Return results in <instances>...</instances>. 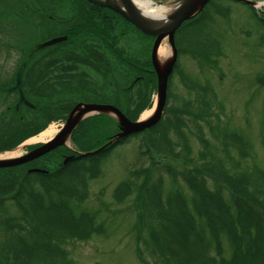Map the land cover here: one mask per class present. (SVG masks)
I'll return each mask as SVG.
<instances>
[{
  "label": "trees",
  "instance_id": "16d2710c",
  "mask_svg": "<svg viewBox=\"0 0 264 264\" xmlns=\"http://www.w3.org/2000/svg\"><path fill=\"white\" fill-rule=\"evenodd\" d=\"M20 1L24 6L20 8V15L25 16L32 0ZM2 2L0 0L1 5ZM35 4L30 12L43 19L45 36L42 40L64 35L67 39L41 50H51L52 58L46 60L45 55H38L41 51H37L30 59L32 69L26 72L24 84L25 93L32 95L35 107L26 109L28 112L22 119V113L14 111L12 117L5 121L14 122V126L4 129L0 136V151L15 147L26 137L38 133L44 127L36 123L40 117L46 116L48 121H52L59 117L60 112L70 109L76 100L69 99L68 94H75L78 98L95 96L113 100L131 119H137L145 108L139 100L142 96L149 104L150 98L144 90L153 85L156 78L150 70L149 55L142 54L147 51L146 46L140 44L128 49L130 43L126 39L132 32L144 38L153 39L152 36L141 33L119 13L89 0H35ZM247 6L260 24V43L264 45V8L259 11ZM11 8L20 10L15 5ZM3 9L5 7L0 11ZM227 10L228 7L210 0L200 14L184 22L176 32L179 54L185 43L186 50L200 63L218 67L216 58L223 51L219 49L217 37L207 27L215 21L214 14L226 17ZM1 16L9 17L8 13ZM122 40L125 44H121ZM103 48L116 54L115 89L111 88V79L103 86L101 81L89 79L76 71L77 64L82 63L105 73L107 64H103L100 70L90 60L94 56L107 63ZM138 73L143 77L134 80L129 88V84L124 83L127 88L120 89L119 85L123 83L121 76L131 80ZM49 76L54 80L52 83H48ZM257 82L264 87V75H259ZM202 85L187 83L190 90H202L203 93L199 91L203 105L207 104L208 94L213 95L214 92H209L207 85L208 89L204 90ZM138 87L144 89L143 95H135ZM64 89L67 90L64 98L69 101L66 106L61 103V91ZM30 113L36 116L32 124H27L30 115L33 116ZM200 116L201 113L195 117ZM182 122L176 114L175 118L160 120L149 129L134 134L140 139L141 154H148L151 162L146 170L147 177L140 185L144 195L143 203L139 204L140 222L147 230L144 246L138 247L141 261L145 264H264L262 169L235 174V170H230L217 154L210 161V144L201 134V161L193 164L200 175L196 178L189 176L194 170H188L186 174L178 173L175 177L178 180L181 175L190 193L177 186L165 189L162 178L154 183L149 181L151 166L157 164L155 157H180L174 154L178 143L169 137L171 129L177 130L183 139L187 153L183 155V161H193L188 157L191 146L181 128ZM114 135L105 134L102 121L97 120L83 126L79 134H73L74 141L84 153L72 155L73 158L66 163L57 158L54 160L58 161L55 169L43 166L37 170L0 168L14 169L11 173H0V227L4 226L8 232L14 229L12 236L0 242V264H67L65 241L105 231L103 223L97 222L95 212L79 207L89 195L90 180L100 175L103 161L115 148L129 140L126 137L116 144L105 145ZM221 140L225 150L235 147L243 155L249 150L248 141L242 134L225 132L221 134ZM132 192V180L123 181L115 189V198L122 200ZM6 201L13 202L20 210V217L13 218L11 222L5 213ZM8 225H12L11 228Z\"/></svg>",
  "mask_w": 264,
  "mask_h": 264
},
{
  "label": "rangeland",
  "instance_id": "374dc122",
  "mask_svg": "<svg viewBox=\"0 0 264 264\" xmlns=\"http://www.w3.org/2000/svg\"><path fill=\"white\" fill-rule=\"evenodd\" d=\"M2 1L0 8L5 7L3 9L5 11L4 13H2L3 10L0 11V14L3 16L8 13L9 17L1 16L2 18H0V80L5 73H11L15 67L19 66L23 52L27 53L30 48L42 43L45 36L43 19L36 13L30 12L34 8L33 5L36 6L35 0L29 3L27 7L29 12L26 11L25 16L20 15V8L24 7L20 0L17 3L16 0ZM153 1L157 4L168 5L175 2V0ZM216 2L228 7L226 17L214 14L215 21L207 27L217 37V42H220L219 49L223 51L216 58L218 67L214 68L205 62L204 64L200 63L186 50L187 46L184 43L180 53L179 66L175 68L170 79V95L163 118H175L176 114L182 118L181 128L183 127L191 146V153L188 154V157L193 161H183V155H187L183 148V139L177 130L171 129L169 137L175 144L178 143L174 154H179L180 157H162L161 159L155 157L157 164L151 166L149 176V181L152 183L162 178L164 188L168 190L177 186L190 193V188L181 175L178 176V180L175 177L178 173L186 174L188 170H194L189 176L192 175L196 178L200 175L196 173L193 164L201 161L203 150L201 134L210 144L212 151V156L208 158L210 161H212L213 155L217 154L225 160V165L230 170H235V174L255 171L258 168L264 171V87L257 82V77L261 74L264 75V45L260 43V24L249 6L232 0H216ZM14 5L20 10H13L11 6ZM126 40L130 43L128 49H132L131 47L134 46L138 47L140 44L146 46L147 51L142 54H148L150 59L153 39L144 38L136 32H132ZM163 42L170 47L167 38ZM121 44H125L124 40L121 41ZM171 49L170 47L169 53L172 55ZM44 53L41 51L38 55ZM2 68L4 69L2 70ZM150 70H152L151 67ZM2 73L3 75H1ZM152 73L156 78L154 84L145 90L138 87V90L134 91L136 96L138 93L143 95V89L150 98L149 104L146 103L144 97L140 98L139 96L140 100L137 98L141 106L145 107L141 110L139 119L148 118L156 109L157 76L155 72L152 71ZM191 82H194V86L203 84L201 87L204 90L210 88L209 92H214L213 95L208 94L207 104H203L205 107L201 104L202 90L200 88L190 90L187 83ZM199 90L202 92L201 94ZM67 97L76 98L77 96L68 94ZM153 108V112L143 118V115ZM199 113L201 116L196 118L195 116ZM59 114V117L52 121H48L46 116L40 117L36 123L41 124L39 127L44 126L42 129L54 127L59 131L64 113L60 112ZM34 116H36L35 113L33 116L30 115L26 123L32 124ZM91 122L95 123L93 120L88 121L89 124ZM88 123L86 122V124ZM102 125L105 134L110 133V129H112L110 123H102ZM12 126H14V122L0 123V132L4 133V129L9 130ZM225 132H236L245 137L249 145L246 155L241 154L240 150L235 147H229L228 150L223 148L221 134ZM42 133L41 131L37 135L32 134L35 138L32 137L34 139L30 138L26 142L30 144L41 142L39 135ZM56 134L46 137L43 141ZM216 134H220V136ZM2 135L0 134V136ZM74 142V137L72 139L68 137L66 140L68 146H72ZM25 144L18 148L17 155L24 153L27 149ZM72 148L77 149L75 143ZM67 150V147L56 150L51 156L43 157L35 164L46 167L49 163L50 169H55L58 161L54 162V160L57 158L62 160L63 155L71 151ZM150 163L149 155L140 152V139L137 136H131L126 143L115 148L111 155L103 161L100 175L90 180L89 195L79 208L95 212L97 222L103 223L105 231L101 234L91 233L87 238L65 241L63 247L67 254V264H145L141 261L138 252V247L140 246L141 249L144 246L143 239L147 235L146 228H142L140 222L141 208L139 204L144 201L140 185L147 177L146 170ZM13 170L4 169L0 170V173L7 174ZM126 180H132L133 192L122 200H117L115 189ZM209 185L211 184L209 183ZM5 206L9 222L13 218L20 217V210L13 202L8 201ZM11 226L9 227L11 228ZM13 232L14 229L8 232L4 226L0 227V242L3 238L12 236Z\"/></svg>",
  "mask_w": 264,
  "mask_h": 264
},
{
  "label": "water",
  "instance_id": "95a60500",
  "mask_svg": "<svg viewBox=\"0 0 264 264\" xmlns=\"http://www.w3.org/2000/svg\"><path fill=\"white\" fill-rule=\"evenodd\" d=\"M94 2L100 6L109 8L117 13H119L122 17L126 20L131 22L136 28L142 31L145 34L155 36V41L153 43L152 52H151V59L154 67V71L157 74V83H158V99L156 103V109L154 110L153 114L144 120H137L133 121L126 117L117 107L113 105L107 104H78L72 110L64 128L62 131L54 136L49 141L45 142L44 144L34 148L31 152L26 155L25 157L19 158H12L6 160H0V167H9L14 166L34 158H38L53 149L65 144V139L70 135L73 131L75 126L78 122L83 118V116L87 113H94V112H109L116 115L119 119L120 124L122 126V133L118 134L116 140L120 137H127L131 134L138 133L144 131L155 124H157L165 110L167 96H168V81L169 77L174 69L178 58V50L175 45V33L181 27V25L196 16L205 5L210 0H175V2H179L176 6L175 10L170 14L169 19L167 22L163 24H151L149 21L145 20L144 16L141 12L137 9L134 5L132 0H89ZM245 3L252 4L255 7L254 0H241ZM261 6H264V1H261ZM169 40L170 47L172 48V55L170 56L169 60L163 65H159L158 63V50L161 45V42L164 39ZM67 39V36H55L49 38L42 43H39L35 46V50L42 49L48 47L50 45L62 42ZM26 66V62L22 64L19 71L16 75V84L13 88H18L20 92V100L19 103L25 102L29 104V101L25 98L21 81L23 72ZM0 89H10V88H0Z\"/></svg>",
  "mask_w": 264,
  "mask_h": 264
},
{
  "label": "flooded vegetation",
  "instance_id": "af4514ba",
  "mask_svg": "<svg viewBox=\"0 0 264 264\" xmlns=\"http://www.w3.org/2000/svg\"><path fill=\"white\" fill-rule=\"evenodd\" d=\"M103 49H104L103 54L105 57L104 59L107 60V63L105 61H100L97 57H94V56L90 57V60L95 65H97V68L100 70H101V66L103 64H107V68L105 69V73L100 72L95 68H92L89 66L87 67L86 65H83L82 63L77 64L78 66L76 67V71L79 74L84 73L85 76H87L89 79L91 78L93 80L95 79V80L101 81L103 86L106 85L109 82V80L111 79V83H110L111 88L113 87V89H115V86H117V81L115 80L116 74H115V69H114L116 62H117L116 61V54L114 51H111L109 49H106V48H103ZM23 53L24 54L22 57L21 64L24 61H27L26 62L27 64H26V67L24 69V73H23V77H22V81H21V86H22V91H23L25 98L29 101V103L31 105L26 104L24 101L21 103H18L20 100V92H19L18 88H13L16 84V75H17V72L19 71L21 64L19 66L15 67L13 69V71H11V73H5L4 75L2 73L1 75H3V77H1V80H0V88L6 87V88H10V89L0 90V123L1 124L4 123L5 121H7L9 119V117H12L14 111L21 112L22 114H21L20 118L22 119L26 115V113L28 112L26 109H30V108L35 107V104L31 100L32 95L31 94L27 95L25 93L26 84H24V76H25L26 72H28L29 70L32 69V68L30 69V66L32 63V62H30L31 61L30 59L36 53L33 54L32 51H30L29 53H26V52H23ZM44 55H45L46 60L48 58H52L51 50L46 51L44 53ZM3 69L4 68H2V70ZM145 70H146V68H145ZM111 77H113V79ZM126 77L121 76V82H123V83H121L119 85L120 89H126L127 88L126 86H123L124 83L129 84L128 88L131 87L134 80H136L139 77H143V76L141 73H138L135 76H133V78H131V80L129 79V77L128 78H126ZM48 79H49L48 83H52V81H54L51 76H49ZM128 81H130V82H128ZM60 86H62V85H60ZM66 92H67L66 89H64V91H61V96H63V97H61V103L65 106L69 103V101L66 98H64L66 96ZM72 100H76V101L71 105L70 109L64 111L63 123L60 125V127L62 129H63L65 123L67 122L72 110L78 104H81V103H83V104H108V105H115V106L119 107L115 103V101L109 100V99L106 100V99H104V97H99V98L95 97V96H92L89 98H82V97L78 98V97H76L75 99H72ZM12 108H15V110H12ZM122 111L124 112V110H122ZM89 120H93L96 122H97V120H101L103 124L109 122L110 126L112 127V129H110L111 131L109 134L121 133V131L119 132L120 128H119L118 124H116L117 121L113 117H111L110 115L105 114V113H102V114L101 113H87L81 119V122H80L81 125H79L74 130V132L72 134H79L81 129L83 128V126L86 124V122L88 123ZM0 134H3V132H0ZM32 137H34V135H30V136L25 138V143H26L25 146H27V149L22 154V157L23 156L25 157L26 155H28L32 149H34L36 146L39 145V144H35V143L30 144V143L26 142L27 140H29ZM65 147H67L68 150H71V149H69L68 145H64L62 147H59V148L45 154L44 156L23 162V163H21L17 166H14V167H23V168H26L27 170L28 169L31 170V169H35V168H43L44 166L42 167L41 165H36L35 162L38 160L40 161L43 157L51 156V154L54 153V151L59 150V149H64ZM80 152H81L80 148L77 147V149L71 150L70 152H68V154L63 155L62 161L64 163H66L73 158L72 155L80 154ZM85 152H87V151H85ZM47 165H48V167H47ZM47 165H46V168H49L50 167L49 163H47ZM7 168H10V167H7Z\"/></svg>",
  "mask_w": 264,
  "mask_h": 264
},
{
  "label": "bare ground",
  "instance_id": "6f19581e",
  "mask_svg": "<svg viewBox=\"0 0 264 264\" xmlns=\"http://www.w3.org/2000/svg\"><path fill=\"white\" fill-rule=\"evenodd\" d=\"M132 1L134 5L137 7V9L144 16L145 20L155 25L163 24L167 22L170 14L175 10L176 6L179 4V2H174L169 5L168 4H157L153 0H132ZM261 3L262 2L255 1V4L257 5H260ZM33 49L34 48H32L30 51L33 52ZM169 49L170 47L168 46V44L165 45L164 42L162 41L159 47V50H158V57H157L159 65L163 66L169 60L170 55H171L169 53ZM153 110L154 108L151 109L146 115H143V118H146L147 116H149L153 112ZM55 131H57V129H54V127H47L46 129L42 131L43 133L39 135V139H41L40 141L45 140L46 137L52 136ZM17 152H18V148L13 149L11 151H7V152H2L0 153V160H5L11 157L17 156Z\"/></svg>",
  "mask_w": 264,
  "mask_h": 264
}]
</instances>
